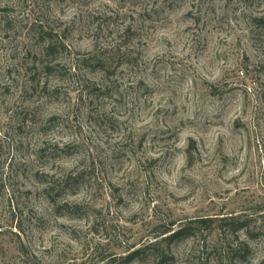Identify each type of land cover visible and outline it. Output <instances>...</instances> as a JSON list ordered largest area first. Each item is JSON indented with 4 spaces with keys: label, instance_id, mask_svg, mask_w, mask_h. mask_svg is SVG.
I'll use <instances>...</instances> for the list:
<instances>
[{
    "label": "rangeland",
    "instance_id": "rangeland-1",
    "mask_svg": "<svg viewBox=\"0 0 264 264\" xmlns=\"http://www.w3.org/2000/svg\"><path fill=\"white\" fill-rule=\"evenodd\" d=\"M0 264H264V0H0Z\"/></svg>",
    "mask_w": 264,
    "mask_h": 264
},
{
    "label": "trees",
    "instance_id": "trees-1",
    "mask_svg": "<svg viewBox=\"0 0 264 264\" xmlns=\"http://www.w3.org/2000/svg\"><path fill=\"white\" fill-rule=\"evenodd\" d=\"M170 228H166L163 232H161L159 235L161 234H166L168 232H170ZM185 232V230L182 227L176 228V229H172V232L169 233L168 235H166L164 238L167 240H172V239H177L179 238L183 233Z\"/></svg>",
    "mask_w": 264,
    "mask_h": 264
}]
</instances>
